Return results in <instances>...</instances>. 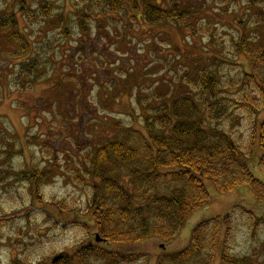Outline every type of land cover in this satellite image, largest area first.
Listing matches in <instances>:
<instances>
[{"label":"rangeland","instance_id":"rangeland-1","mask_svg":"<svg viewBox=\"0 0 264 264\" xmlns=\"http://www.w3.org/2000/svg\"><path fill=\"white\" fill-rule=\"evenodd\" d=\"M151 1L179 5L184 17L150 24L141 0L117 13L96 0H26L36 14L47 6L32 18L18 0H0V264H52L90 244L113 251L120 264H158L183 252L204 221L211 264H221L224 250L234 264H264V0ZM16 32L23 44L12 38ZM206 70L220 82L227 108L218 124L251 148L247 161L261 181L221 194L205 179L211 202L174 238L98 244L89 212L99 182L94 153L126 139V131L145 135L148 118L176 99H200ZM25 172L41 181L31 183Z\"/></svg>","mask_w":264,"mask_h":264},{"label":"trees","instance_id":"trees-1","mask_svg":"<svg viewBox=\"0 0 264 264\" xmlns=\"http://www.w3.org/2000/svg\"><path fill=\"white\" fill-rule=\"evenodd\" d=\"M138 1L96 0V4L104 6V12L117 13L126 5L139 7ZM18 2L25 17L38 18L41 8L44 12L47 10L43 4L36 14L28 9L26 0ZM141 5L144 19L150 24L179 20L185 14L175 4L164 9L151 0H141ZM83 10L87 14H84L85 20L90 18L88 7ZM8 21L16 26L13 18ZM7 22H1V26ZM81 25L87 29L86 25ZM16 34L20 37L13 35L12 38L23 44L21 38L24 37ZM245 50L246 54L249 53ZM199 87L200 99L188 94L171 105L163 106L154 117L148 118L145 135L126 131V139L109 140L94 153L92 172L99 182L93 187L89 212L95 219L96 234L101 239L98 244H132L152 236L174 238L196 210L211 202L205 179L213 180L221 194L234 192L245 185L253 189L252 185L261 181L252 175L247 161L251 148L243 150L236 145L230 134L218 124L227 112L217 93L220 82L210 70H206L201 75ZM239 102L244 103L243 100ZM245 102L248 104L250 101L247 99ZM259 135L264 166V120L261 121ZM120 171L124 178L119 175ZM19 175L22 176L21 173ZM25 175L31 183L41 181L37 174L25 172ZM137 200L144 201L145 205H137ZM208 224L204 221L193 230L192 241L183 252L164 255L158 264H211V250L203 249L202 245L208 240L203 236ZM209 241L214 242L215 237ZM199 253L201 255L197 257ZM201 256L204 258L200 259ZM120 263L113 251L90 244L72 255L55 258L52 264ZM231 263L234 261L224 250L221 264Z\"/></svg>","mask_w":264,"mask_h":264}]
</instances>
